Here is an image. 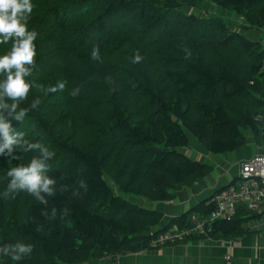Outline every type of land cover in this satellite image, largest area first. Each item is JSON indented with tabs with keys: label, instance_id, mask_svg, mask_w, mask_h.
I'll return each instance as SVG.
<instances>
[{
	"label": "trees",
	"instance_id": "1",
	"mask_svg": "<svg viewBox=\"0 0 264 264\" xmlns=\"http://www.w3.org/2000/svg\"><path fill=\"white\" fill-rule=\"evenodd\" d=\"M200 1L32 0L26 23L38 33L35 68L25 78L32 84L27 98L18 102L27 115L13 128L55 152L48 174L57 194L46 199L57 216L46 221L45 206L27 192L2 195L8 170L39 153L17 150L11 161L0 155V247L33 246L20 261L0 255V264H79L104 252L151 249L156 233L215 208L213 195L153 232L162 213L129 199L171 200L213 170L181 150L189 133L216 154L245 145L248 132L264 146V43L242 32L264 29V0H211L237 13L238 30L184 10ZM12 43L0 44V56ZM97 46L100 59L93 60ZM137 52L143 60L133 64ZM60 82L64 90L45 94ZM62 184L70 190L61 192ZM76 187L81 197H72ZM254 216L241 206L231 220L213 223L211 238L244 234Z\"/></svg>",
	"mask_w": 264,
	"mask_h": 264
},
{
	"label": "clouds",
	"instance_id": "2",
	"mask_svg": "<svg viewBox=\"0 0 264 264\" xmlns=\"http://www.w3.org/2000/svg\"><path fill=\"white\" fill-rule=\"evenodd\" d=\"M32 0H0V44L13 41L12 48L7 54L0 56V74L5 79L0 82V155L7 156L9 160L19 159V152L36 151L39 155L33 156L27 165L12 167L8 170L7 176L10 182L2 194L4 198H15V194L27 192L34 196L45 207L41 210V216L46 221L54 220L57 216V209L52 207L49 211V203L46 197H54L57 194L55 177L50 176L48 161L55 157V152L42 143H30L24 137L23 132H17L13 128V121H23L28 109H20L19 101L27 98L32 84L26 81L35 68L36 49L34 41L38 33L29 31L27 20L33 11ZM23 21V22H22ZM190 55V53H188ZM91 58L100 59L99 47H94ZM143 57L137 52L132 58L133 64L140 63ZM66 82H60L56 86H49L45 94L55 93L65 89ZM79 88L69 92L70 96H77ZM6 98L12 100L11 104ZM40 101L37 99L32 103V108H37ZM79 185L87 193L88 185L80 180ZM70 188L66 184L60 187L61 192H67ZM72 197H81L80 188L71 189ZM43 224L36 223V231L42 232ZM33 251L31 244L16 243L6 244L0 247V255L10 256L14 261H20L30 256Z\"/></svg>",
	"mask_w": 264,
	"mask_h": 264
},
{
	"label": "crops",
	"instance_id": "3",
	"mask_svg": "<svg viewBox=\"0 0 264 264\" xmlns=\"http://www.w3.org/2000/svg\"><path fill=\"white\" fill-rule=\"evenodd\" d=\"M247 31L250 33L252 29ZM248 141L250 142L235 151L221 154L210 152L203 144L197 145L193 155L190 156L213 166V170L208 175L191 186L177 190L171 200L151 201L136 197L138 204L162 213L161 221L152 231L164 229L173 218L211 198L218 190L237 180L242 162L264 151L261 145H257L255 150L251 144L252 138ZM239 209L240 207L237 211ZM198 214L201 217L205 216ZM252 215L255 216L244 224L245 233L236 238H197L139 252L131 251L121 258V262L122 264H264V212L252 213ZM79 264L113 263L94 258Z\"/></svg>",
	"mask_w": 264,
	"mask_h": 264
},
{
	"label": "built area",
	"instance_id": "4",
	"mask_svg": "<svg viewBox=\"0 0 264 264\" xmlns=\"http://www.w3.org/2000/svg\"><path fill=\"white\" fill-rule=\"evenodd\" d=\"M213 201L215 208L208 215L201 217L196 212L192 213L188 226L174 225L156 233L150 238L149 247L179 244L195 238L210 239L213 223L220 219L231 220L241 206H246L251 213L264 212V151L244 160L238 179L216 192ZM139 251L142 250L136 252ZM129 252H104L100 259L122 264L121 258Z\"/></svg>",
	"mask_w": 264,
	"mask_h": 264
},
{
	"label": "rangeland",
	"instance_id": "5",
	"mask_svg": "<svg viewBox=\"0 0 264 264\" xmlns=\"http://www.w3.org/2000/svg\"><path fill=\"white\" fill-rule=\"evenodd\" d=\"M184 10L187 12H195L198 15L201 16H217L222 19H224L226 22H228L230 25H233L235 29H239V24L242 23V19L238 17L237 13L232 9H226L221 7L220 5L216 4L215 2L211 0H203L198 2L195 6H185ZM244 34H246L248 37H250L253 40H262L264 43V29H252V32L249 33L247 30H242ZM248 134V140L252 138L253 142L251 143L252 146L257 150V145H259L258 142H256L255 137L250 132ZM190 137V145L184 148H181V150L184 153L193 155V150L196 149L195 146L202 145V143L198 140L197 137H195L192 133H189ZM248 141L247 143H249ZM261 147H264L261 145ZM194 158V157H193ZM129 199L135 203L136 197H129Z\"/></svg>",
	"mask_w": 264,
	"mask_h": 264
}]
</instances>
